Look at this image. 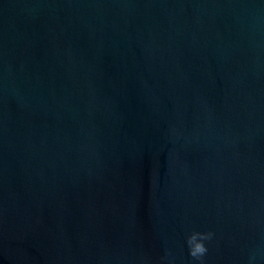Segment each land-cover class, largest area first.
Returning <instances> with one entry per match:
<instances>
[{
	"label": "water",
	"instance_id": "water-1",
	"mask_svg": "<svg viewBox=\"0 0 264 264\" xmlns=\"http://www.w3.org/2000/svg\"><path fill=\"white\" fill-rule=\"evenodd\" d=\"M264 264V0H0V264Z\"/></svg>",
	"mask_w": 264,
	"mask_h": 264
},
{
	"label": "clouds",
	"instance_id": "clouds-1",
	"mask_svg": "<svg viewBox=\"0 0 264 264\" xmlns=\"http://www.w3.org/2000/svg\"><path fill=\"white\" fill-rule=\"evenodd\" d=\"M215 233L212 231H190L186 234L184 244L187 247L188 256L191 258L192 264H205V257L209 252V243L213 241ZM254 257H249L251 264ZM140 264H148L146 258H140ZM160 264H174V258L168 251L160 257Z\"/></svg>",
	"mask_w": 264,
	"mask_h": 264
}]
</instances>
